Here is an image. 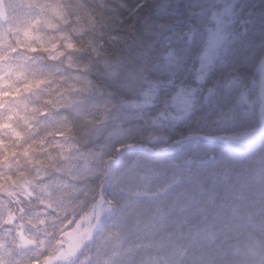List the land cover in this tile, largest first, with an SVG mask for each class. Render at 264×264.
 Wrapping results in <instances>:
<instances>
[{"label":"clouds","instance_id":"9594fccd","mask_svg":"<svg viewBox=\"0 0 264 264\" xmlns=\"http://www.w3.org/2000/svg\"><path fill=\"white\" fill-rule=\"evenodd\" d=\"M0 264H264V0H0Z\"/></svg>","mask_w":264,"mask_h":264}]
</instances>
